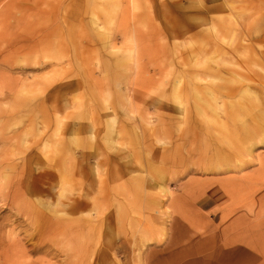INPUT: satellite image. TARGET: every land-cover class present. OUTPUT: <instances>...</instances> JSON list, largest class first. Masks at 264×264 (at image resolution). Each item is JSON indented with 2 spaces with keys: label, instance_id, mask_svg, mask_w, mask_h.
<instances>
[{
  "label": "rangeland",
  "instance_id": "374dc122",
  "mask_svg": "<svg viewBox=\"0 0 264 264\" xmlns=\"http://www.w3.org/2000/svg\"><path fill=\"white\" fill-rule=\"evenodd\" d=\"M0 264H264V0H0Z\"/></svg>",
  "mask_w": 264,
  "mask_h": 264
}]
</instances>
